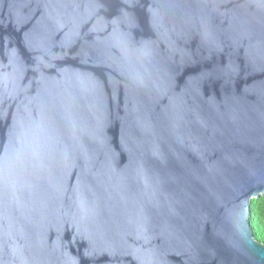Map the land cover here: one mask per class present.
Returning <instances> with one entry per match:
<instances>
[{
  "label": "water",
  "instance_id": "1",
  "mask_svg": "<svg viewBox=\"0 0 264 264\" xmlns=\"http://www.w3.org/2000/svg\"><path fill=\"white\" fill-rule=\"evenodd\" d=\"M264 0H0V264H264Z\"/></svg>",
  "mask_w": 264,
  "mask_h": 264
},
{
  "label": "trees",
  "instance_id": "2",
  "mask_svg": "<svg viewBox=\"0 0 264 264\" xmlns=\"http://www.w3.org/2000/svg\"><path fill=\"white\" fill-rule=\"evenodd\" d=\"M251 210V221L255 237L264 243V196L252 200Z\"/></svg>",
  "mask_w": 264,
  "mask_h": 264
}]
</instances>
